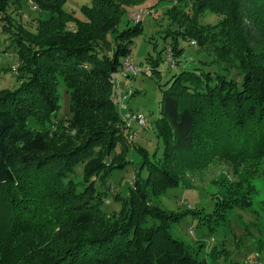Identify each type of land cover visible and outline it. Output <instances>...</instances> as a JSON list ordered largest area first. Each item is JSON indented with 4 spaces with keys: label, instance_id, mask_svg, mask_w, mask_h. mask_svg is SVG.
Masks as SVG:
<instances>
[{
    "label": "trees",
    "instance_id": "1",
    "mask_svg": "<svg viewBox=\"0 0 264 264\" xmlns=\"http://www.w3.org/2000/svg\"><path fill=\"white\" fill-rule=\"evenodd\" d=\"M30 2L40 13L33 23L23 18L20 0H0V28L15 29L11 45L22 81L0 90V195L21 184L17 171L35 166L34 187L41 175H54L58 200L41 216L39 206L32 208L35 202L26 203L18 220L31 221L0 235V264H207L171 236L181 219L159 198L180 182L193 186L187 175L211 166H264V0H147L143 14L163 26L156 39L162 37L164 45L156 58L144 61V71L132 64L161 77L166 52L170 68L180 71L160 101L157 134L164 154L155 163L145 161L146 176L137 170L123 209L110 215L102 209L107 193L98 192L95 181L131 163L114 73H126L125 61L143 27L127 17L130 10L120 0H90L81 13L67 10L68 0ZM60 80L70 96V116L61 127L52 125L49 138L30 134L26 114L55 112ZM77 167L83 180L74 184ZM249 171L241 179L242 200L220 195L216 214L234 204L252 207L255 179ZM39 217L52 219L51 234L27 231Z\"/></svg>",
    "mask_w": 264,
    "mask_h": 264
},
{
    "label": "rangeland",
    "instance_id": "2",
    "mask_svg": "<svg viewBox=\"0 0 264 264\" xmlns=\"http://www.w3.org/2000/svg\"><path fill=\"white\" fill-rule=\"evenodd\" d=\"M89 1L68 0L65 8L68 11L81 13L84 5L89 4ZM120 1L131 11L128 12L127 17L137 21L143 27V33L136 40L130 59L134 65L144 71V61L150 56L156 58L162 50L164 41L160 36L156 39V36L163 26L156 21V16L143 14L144 10L142 9L148 6L146 5L147 0ZM20 9L23 18L27 21L33 23L39 18L40 13L36 9V5H31L30 0H20ZM10 10L14 12V17L18 20L16 14L18 8L14 2H12ZM208 15L210 16V14ZM211 19L214 18L211 16ZM124 27L123 23L121 28ZM13 31L15 29L9 32L8 30L2 31L0 28V90H13L22 83L18 80V51L11 45L15 36ZM188 51L190 56L197 58L194 50L188 49ZM162 59L161 77L156 75L152 77L149 72L140 73L137 71L135 73L128 67L123 70L126 73H122V71L114 73V79L117 81L118 113L127 125L125 138L122 142L128 153L127 161H131V163L128 162L125 169L114 170L107 179L96 177L95 186L98 192L107 193L102 209L108 215L119 213L123 209L124 202L130 196L137 170L142 171L144 176L148 174L149 164H145V161L149 160L155 163L164 154L163 140L157 134L160 101L166 83L173 74L180 70L170 68L166 52L162 54ZM127 75H131V77L129 78ZM53 97L58 104L55 112L34 110L36 112L26 114V127L29 128L30 134L35 131L43 133L49 138L52 125L58 123V126L61 127L62 120L70 116V96L62 80L55 88ZM42 98L46 99V95H42ZM137 118H143L146 125L142 126L133 120ZM117 141L121 140L117 139ZM120 149L121 147H119ZM146 156L148 157L146 158ZM121 162L123 163V161ZM114 164V162L111 163L110 169ZM32 167L33 169H28L23 174L17 171V179H22L21 184L17 183L13 187L5 188L3 194L0 195V201L2 200L0 203L3 206L0 208V235L10 233L12 226L16 230L23 229V223L31 221L26 219L22 222L20 220L23 218L21 209L29 207L26 203L35 202L32 208L39 206L41 216L58 200L56 191L59 188L56 185L55 176L41 175L42 178L38 185L34 187L37 172H35V166ZM74 170L76 171V177L73 179L75 184L77 181L83 180V174L81 167ZM249 170L244 165L234 167L229 166L228 163L211 166L203 173L187 175V180H190L193 186L190 184L184 186L180 182L179 186L170 189L159 198L163 208L168 212L178 214L181 219L171 226L169 230L171 236L182 242L194 252L196 257L205 260L207 264H264V166H261V169L251 168ZM248 171L255 179L251 183L252 207L241 209L237 207V204H234L228 212L219 210L216 214L215 206L216 202L220 200V195L227 194L229 199H233L232 202L236 199L242 200L241 179ZM37 200H41V205L37 204ZM19 201L21 203L15 205ZM218 217L221 219L215 220ZM34 220L35 224L28 225V232H39L43 235L52 233V219L39 217L38 221Z\"/></svg>",
    "mask_w": 264,
    "mask_h": 264
},
{
    "label": "built area",
    "instance_id": "3",
    "mask_svg": "<svg viewBox=\"0 0 264 264\" xmlns=\"http://www.w3.org/2000/svg\"><path fill=\"white\" fill-rule=\"evenodd\" d=\"M125 67H128V68L132 69L135 73L137 71H139V69L132 64V62L130 61V59H127L125 61ZM133 120L139 122V124L142 125V126H145L146 125L145 120L143 118H137V119H133ZM258 264H263V263H258Z\"/></svg>",
    "mask_w": 264,
    "mask_h": 264
}]
</instances>
